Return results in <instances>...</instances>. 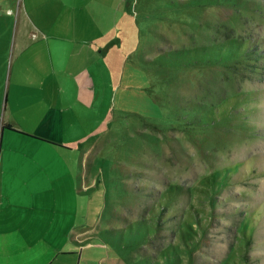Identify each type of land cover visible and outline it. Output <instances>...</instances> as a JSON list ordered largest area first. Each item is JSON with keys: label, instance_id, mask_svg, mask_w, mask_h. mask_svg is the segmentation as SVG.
Returning a JSON list of instances; mask_svg holds the SVG:
<instances>
[{"label": "rangeland", "instance_id": "374dc122", "mask_svg": "<svg viewBox=\"0 0 264 264\" xmlns=\"http://www.w3.org/2000/svg\"><path fill=\"white\" fill-rule=\"evenodd\" d=\"M31 1L0 0L1 78ZM98 1L72 150L15 149L72 174L36 198V239L74 254L53 264H264V0Z\"/></svg>", "mask_w": 264, "mask_h": 264}, {"label": "crops", "instance_id": "0c3cea01", "mask_svg": "<svg viewBox=\"0 0 264 264\" xmlns=\"http://www.w3.org/2000/svg\"><path fill=\"white\" fill-rule=\"evenodd\" d=\"M92 1L32 0L31 12L39 25L32 33L34 39L30 41L27 31L16 29L6 44L7 79L0 77V264H53L58 257L74 256L36 239L33 220L36 198L56 192V181H71L72 174L51 175L46 171L49 159L41 168L46 172L36 173V164L15 149L27 145L50 149L38 146L42 145L72 150L64 146L67 138L75 139L68 120L72 110L82 114L84 105L89 107L88 69L90 63L99 61L101 52L98 46L88 45L99 40L98 2L103 3L97 0L98 8L91 13Z\"/></svg>", "mask_w": 264, "mask_h": 264}]
</instances>
